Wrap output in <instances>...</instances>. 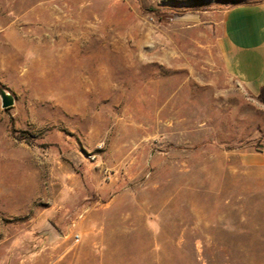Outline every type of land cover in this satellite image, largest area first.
<instances>
[{
  "label": "rangeland",
  "instance_id": "rangeland-1",
  "mask_svg": "<svg viewBox=\"0 0 264 264\" xmlns=\"http://www.w3.org/2000/svg\"><path fill=\"white\" fill-rule=\"evenodd\" d=\"M259 1L0 0V264H264L221 22Z\"/></svg>",
  "mask_w": 264,
  "mask_h": 264
},
{
  "label": "crops",
  "instance_id": "crops-1",
  "mask_svg": "<svg viewBox=\"0 0 264 264\" xmlns=\"http://www.w3.org/2000/svg\"><path fill=\"white\" fill-rule=\"evenodd\" d=\"M221 22L223 54L231 74L248 90L260 92L264 86V0L226 9ZM244 158L264 165V152Z\"/></svg>",
  "mask_w": 264,
  "mask_h": 264
},
{
  "label": "water",
  "instance_id": "water-1",
  "mask_svg": "<svg viewBox=\"0 0 264 264\" xmlns=\"http://www.w3.org/2000/svg\"><path fill=\"white\" fill-rule=\"evenodd\" d=\"M1 106L3 109H7L13 105V98L10 94L0 91Z\"/></svg>",
  "mask_w": 264,
  "mask_h": 264
},
{
  "label": "trees",
  "instance_id": "trees-1",
  "mask_svg": "<svg viewBox=\"0 0 264 264\" xmlns=\"http://www.w3.org/2000/svg\"><path fill=\"white\" fill-rule=\"evenodd\" d=\"M244 4H246V3H244ZM244 4H241V5H244ZM247 4H252V3H247ZM260 96H261V99H263V101H264V86L260 90Z\"/></svg>",
  "mask_w": 264,
  "mask_h": 264
}]
</instances>
